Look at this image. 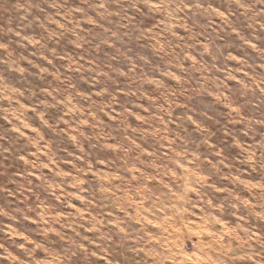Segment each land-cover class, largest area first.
Wrapping results in <instances>:
<instances>
[{
  "label": "rangeland",
  "instance_id": "374dc122",
  "mask_svg": "<svg viewBox=\"0 0 264 264\" xmlns=\"http://www.w3.org/2000/svg\"><path fill=\"white\" fill-rule=\"evenodd\" d=\"M0 264H264V0H0Z\"/></svg>",
  "mask_w": 264,
  "mask_h": 264
}]
</instances>
